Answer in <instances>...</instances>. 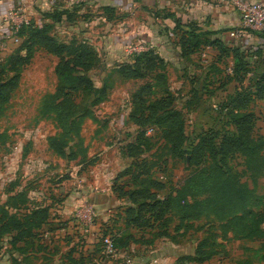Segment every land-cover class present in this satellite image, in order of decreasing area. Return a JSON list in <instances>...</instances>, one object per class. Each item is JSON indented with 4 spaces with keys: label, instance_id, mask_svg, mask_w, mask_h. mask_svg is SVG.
I'll return each instance as SVG.
<instances>
[{
    "label": "trees",
    "instance_id": "16d2710c",
    "mask_svg": "<svg viewBox=\"0 0 264 264\" xmlns=\"http://www.w3.org/2000/svg\"><path fill=\"white\" fill-rule=\"evenodd\" d=\"M174 20V32L183 57L198 54L203 47L214 48L218 52V61L229 57L230 51L223 46L202 39L195 28H182L180 22ZM51 32V27L33 24L21 30L20 44L0 62V82H3L0 105L9 101L11 93L18 87L23 69L32 62L37 51L56 57V86L53 93L43 98L41 109L44 113L50 111L58 130L47 140L49 149L60 158L73 162L80 159V150L74 142L79 140L83 120L92 114V107L107 97L106 89L98 90L90 76L100 59L94 48L85 41H61ZM231 60V76L239 82L247 81L221 106L222 110L232 113L230 121L234 131L223 133L218 142L211 132L203 134L190 150L184 148V118L182 112L174 107L175 97L169 90L166 62L149 49L132 54L128 61L117 64L116 72L123 80L144 81L130 96L128 121L137 126L138 131L128 145L126 157L133 161L137 157L136 149L147 141L146 133L155 129L161 133L174 157H185L188 150L190 162L197 167L177 188L164 194H161L166 188L164 184L154 179L142 162H131L116 175L112 191L125 201L120 214L114 218L122 223L113 237L117 250L125 249L130 243L152 246L157 239L172 237L171 226L175 234L184 233L193 228V222L208 216L223 223L220 236H216L218 241L200 240L193 255L180 257L176 264L209 262L219 254L216 247H224L219 240L226 242L228 234L250 242L264 239V211L261 209L264 204L260 203L261 198L253 189L240 182L238 172L228 167V161L235 155L242 156L250 169V163L255 164L262 157L263 140L253 136L256 117L247 110L251 102H264V72L260 78L256 75L247 78L251 62L237 50L232 51ZM190 93L193 94L192 99L198 96L195 89ZM190 102L188 106L192 104ZM126 177L128 180L124 182ZM31 202L21 192L8 196L5 206L0 209V242H3V235L17 231L10 244L29 243L28 240L32 244L36 233L43 226L50 225L51 207H30ZM21 204L26 206L19 209ZM131 230L153 231L154 234L145 238L134 235ZM259 261L264 263V254ZM254 262L250 258L236 264Z\"/></svg>",
    "mask_w": 264,
    "mask_h": 264
},
{
    "label": "rangeland",
    "instance_id": "374dc122",
    "mask_svg": "<svg viewBox=\"0 0 264 264\" xmlns=\"http://www.w3.org/2000/svg\"><path fill=\"white\" fill-rule=\"evenodd\" d=\"M78 23L79 21H70L71 28L75 25L77 29H62L58 37L62 39L72 37L75 36V32H80L79 38L87 41L86 39L101 36V32H104L103 29L97 30V24L91 29L84 26L82 22L83 25L80 26ZM203 53L193 59L192 69L186 71L189 82L186 76L185 83L181 86L179 77L173 73L170 83L176 96L174 107L182 112L184 118L185 150H190L189 148L195 145L203 134L211 132V136L218 142L223 133L234 131L232 121H230L232 113L222 110L221 106L247 83V81L239 82L231 76V62L228 58L218 61L210 51ZM4 54H0V60L4 59L7 53ZM56 62V59L46 52L37 51L31 64L23 69L18 87L11 93L9 101L0 105V209L5 206L10 194L18 192L25 194L27 199L30 196L32 201L30 207L44 206L45 200L38 201L41 197L55 200L60 205L63 198L69 196L73 190H78L77 186H81L78 185L79 183L89 179L88 173L79 176L77 172L87 165H94L92 163L96 165L88 170L93 171L99 164L100 169L104 166L109 168L111 170L109 172L114 177L127 168L131 162H142L145 169L150 170V175L166 187L161 194L177 188L197 168L190 162L188 150L185 157H174L161 133L155 129L146 133L147 141L142 147L136 149L137 157L133 161L126 157V150H129L128 145L133 142L136 131H138V127L128 121L131 111L130 96L142 84L139 83L140 81L125 82L116 72L117 65H110L107 60L103 62L101 58L99 64H96L90 72V76L98 90L102 87L106 89L107 97L92 107V114L83 120L79 140L74 142L75 145L77 144V150H80V159L68 162L54 154L49 149L47 140L56 135L58 130L55 127L53 116L49 114L50 111L47 110L44 113L41 107L43 98L54 92ZM255 62L249 64L247 78L253 77L252 75L260 78L264 72V56L258 57ZM191 87L198 94L193 97L194 99H192L193 94L188 92ZM185 91L188 92L186 98L183 97ZM188 102L192 104L188 106ZM247 111L252 112L256 117L253 129L254 138L260 137L264 143V102H251ZM261 156L257 163H250L252 164L251 169L240 155H235L229 160L228 167L238 172L240 182L253 189L261 198L260 203L264 204V146ZM80 165L82 166L79 167ZM107 177L110 178V175ZM126 180H128L127 177L123 181ZM111 181L114 182L109 179L106 182L107 185L104 186L107 187ZM18 186L26 188L17 189L15 192V187ZM98 194H101L106 200L105 203L111 206L109 207L111 216L120 214L122 206L108 202V192ZM24 206L26 205L21 204L18 208L23 209ZM75 208L79 211V207ZM54 209H57V206ZM261 209L264 211V206ZM78 211L75 210L73 213ZM54 212L52 210V213ZM79 218L72 216L70 220L57 224L60 228L69 231L81 226L83 230L88 231V233L84 232L86 235L98 234V245H101L100 239L106 233V229L115 232L121 228L120 220H115L114 217L107 223L101 222L94 215H89V217L86 215L82 220ZM216 220L212 216L204 217L193 222L191 230L177 234L172 232L171 226L172 237L158 239L157 244L175 243L181 252L188 253L192 252L197 243L204 238L217 242L219 238L216 236H220L219 231L223 223ZM40 232L36 233L32 244L42 240ZM135 234L150 238L154 233L143 230ZM70 236L66 235L64 242L70 243ZM9 237L12 238L10 235H3V242L4 240L9 242ZM260 245L248 240L235 239L228 234L224 247H216L219 254L205 264H236L239 260L250 258L259 264L261 255L258 248ZM228 258H231V261L227 260Z\"/></svg>",
    "mask_w": 264,
    "mask_h": 264
},
{
    "label": "crops",
    "instance_id": "0c3cea01",
    "mask_svg": "<svg viewBox=\"0 0 264 264\" xmlns=\"http://www.w3.org/2000/svg\"><path fill=\"white\" fill-rule=\"evenodd\" d=\"M248 1L260 2L264 5V0ZM16 7L24 9L34 26L51 27V35L65 42L74 39L85 41L79 38L80 32H75V36L72 37L63 39L58 37L62 29H77L75 25L71 28L70 21H79V26L84 23V26L91 29L97 24V30L103 29L104 32H101V36L86 39L85 42L94 48L101 61L107 60L110 65L128 61L132 56L128 50L132 46H142L145 51L153 50L167 64L168 86L175 101L176 96L170 86L172 74L175 73L179 77L182 86L187 76L186 71L192 69L191 62L195 57L210 51L218 59V52L212 47H203L200 53L183 57L178 45V37L174 32V19L180 22L182 28L187 29V26H191L196 29V33L201 34L202 39L217 42L230 51L228 57L230 62L233 50L243 53L249 62L257 60L258 53L264 55V32L242 30L240 36L231 38L229 33L240 26V14L233 5L217 0H0V23L3 22L6 14ZM168 15L171 17H167ZM90 19L92 20L89 21ZM18 45H14L0 34V54L7 53L5 58L11 55ZM54 58L58 61L56 57ZM187 80L190 81L188 76ZM124 81L144 83L141 80ZM188 92L185 91L183 97L186 98ZM94 165H87L81 171L78 170L79 176L88 173L89 179L76 183L81 186H77L78 190H73L69 196L63 198L60 205L55 200L43 197L38 199V201L45 200L44 206L51 207L52 215L48 220L50 225L43 226L40 232L42 240L35 241V244H31L28 240L29 243L18 242L15 245L5 240L1 241L0 264H125L124 260L127 256H131L132 264H143L153 259L163 264H176L180 257L193 255L194 250L188 253L181 252L177 244L171 242L157 244V239L152 246L130 243L125 249H118L114 256H106L103 254L101 241L105 233L100 239L101 245H98L99 235H86L84 232L88 233V231L83 230L81 226L75 227L72 231L60 228L57 223L70 220L72 216L80 217L79 219L82 220L86 217L88 209H92L91 215L97 216L103 223L110 222L112 217L116 218L115 215H110L111 206H108L104 197L98 193L106 191L108 202L125 205V201L113 193V181L109 182L107 187L104 186L107 185V180H114L116 176L113 177L109 172L111 170L105 166L100 169L99 164L93 171L88 170ZM109 175L110 178L107 177ZM25 188V186L15 187V192L17 189ZM28 200H31L30 196ZM56 206L57 209H54ZM75 207H79L80 212ZM52 210L55 212L52 213ZM75 210L78 212L74 214ZM110 230L106 229V237L113 240L117 230L115 232ZM131 232L136 235L135 230ZM16 233L17 231H12L10 236ZM66 235H71L70 243L64 242ZM219 243L226 242L219 240ZM253 243L261 244L258 251L263 255L264 239ZM131 253L132 255H129ZM227 260L231 261V258ZM259 264L264 263L259 261Z\"/></svg>",
    "mask_w": 264,
    "mask_h": 264
},
{
    "label": "built area",
    "instance_id": "2783aa9c",
    "mask_svg": "<svg viewBox=\"0 0 264 264\" xmlns=\"http://www.w3.org/2000/svg\"><path fill=\"white\" fill-rule=\"evenodd\" d=\"M221 3L233 5L240 14V26L229 33L231 38L238 37L242 34V30L251 32H264V5L260 2H252L248 0H217ZM32 24L30 16L22 7L11 9L0 23V34L14 45L21 42L19 33L23 28L29 27ZM145 51L142 46H132L129 48V54H135ZM87 216L93 213L92 209L86 210ZM86 221V220H85ZM89 222V220L87 221ZM103 254L106 256H114L117 253V248L110 237H102ZM125 264H132L131 256L125 257ZM143 264H163L157 259L148 260Z\"/></svg>",
    "mask_w": 264,
    "mask_h": 264
},
{
    "label": "water",
    "instance_id": "95a60500",
    "mask_svg": "<svg viewBox=\"0 0 264 264\" xmlns=\"http://www.w3.org/2000/svg\"><path fill=\"white\" fill-rule=\"evenodd\" d=\"M2 86H3V83H0V95L2 93Z\"/></svg>",
    "mask_w": 264,
    "mask_h": 264
}]
</instances>
